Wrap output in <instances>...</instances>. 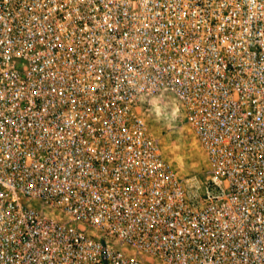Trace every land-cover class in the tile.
<instances>
[{
  "label": "built area",
  "instance_id": "built-area-1",
  "mask_svg": "<svg viewBox=\"0 0 264 264\" xmlns=\"http://www.w3.org/2000/svg\"><path fill=\"white\" fill-rule=\"evenodd\" d=\"M157 96L214 168L201 200ZM0 264H264V0H0Z\"/></svg>",
  "mask_w": 264,
  "mask_h": 264
},
{
  "label": "rangeland",
  "instance_id": "rangeland-1",
  "mask_svg": "<svg viewBox=\"0 0 264 264\" xmlns=\"http://www.w3.org/2000/svg\"><path fill=\"white\" fill-rule=\"evenodd\" d=\"M155 101L144 104L148 108L149 128L158 139L164 157L183 179L190 200H201L206 186L214 184V168L177 102L170 96H157ZM218 181L225 183L219 178Z\"/></svg>",
  "mask_w": 264,
  "mask_h": 264
}]
</instances>
